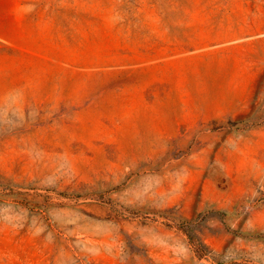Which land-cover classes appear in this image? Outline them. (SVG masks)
<instances>
[{
	"label": "rangeland",
	"instance_id": "obj_1",
	"mask_svg": "<svg viewBox=\"0 0 264 264\" xmlns=\"http://www.w3.org/2000/svg\"><path fill=\"white\" fill-rule=\"evenodd\" d=\"M0 264H264V0H0Z\"/></svg>",
	"mask_w": 264,
	"mask_h": 264
},
{
	"label": "trees",
	"instance_id": "obj_2",
	"mask_svg": "<svg viewBox=\"0 0 264 264\" xmlns=\"http://www.w3.org/2000/svg\"><path fill=\"white\" fill-rule=\"evenodd\" d=\"M188 236H189V237H192V235H191L190 233H188Z\"/></svg>",
	"mask_w": 264,
	"mask_h": 264
}]
</instances>
